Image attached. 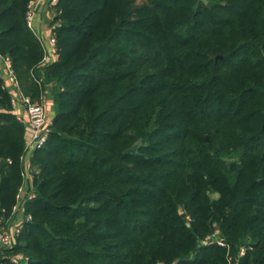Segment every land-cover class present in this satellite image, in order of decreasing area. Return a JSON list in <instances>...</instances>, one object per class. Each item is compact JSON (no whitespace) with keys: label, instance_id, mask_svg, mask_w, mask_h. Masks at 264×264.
<instances>
[{"label":"trees","instance_id":"trees-1","mask_svg":"<svg viewBox=\"0 0 264 264\" xmlns=\"http://www.w3.org/2000/svg\"><path fill=\"white\" fill-rule=\"evenodd\" d=\"M34 1L0 0V55L55 111L0 264H264V0H58L46 65ZM13 98L0 69L2 226L24 182Z\"/></svg>","mask_w":264,"mask_h":264},{"label":"built area","instance_id":"built-area-1","mask_svg":"<svg viewBox=\"0 0 264 264\" xmlns=\"http://www.w3.org/2000/svg\"><path fill=\"white\" fill-rule=\"evenodd\" d=\"M52 6L58 0H46ZM27 13V23L30 28H32V19L34 16V11L31 9ZM53 31V27L51 26ZM41 41V40H40ZM45 48V54L42 58V64H48L56 59L57 56V48H56V37L52 32V35L48 38V45L43 43ZM6 65V73L9 77V80L13 83L14 87L18 90V95L14 96L13 104L14 107L18 102H22L26 107L27 112V120H26V133H25V148L24 153L21 157L23 163V176L24 182L19 188L18 193V203H19V195L23 191V186L25 184V180L28 175L33 173L34 165L32 162L33 153L36 149L41 148L45 145L49 135V127L52 120L49 119L48 113L45 105V94H42L40 100H33L29 95H24L20 90V85L14 70L10 66V60L5 58ZM23 120L22 117H19ZM24 121V120H23ZM25 123V122H24ZM34 196L32 191V185L30 191L28 192L27 197L31 198ZM26 197V198H27ZM16 208V206H15ZM22 227V223L13 224L10 227L0 225V245L3 247L11 248L15 242V236L20 231ZM221 243V242H220ZM12 261L15 264H18L21 259H23V255L21 253L13 254L11 256Z\"/></svg>","mask_w":264,"mask_h":264},{"label":"crops","instance_id":"crops-1","mask_svg":"<svg viewBox=\"0 0 264 264\" xmlns=\"http://www.w3.org/2000/svg\"><path fill=\"white\" fill-rule=\"evenodd\" d=\"M31 6V9L34 11L31 29L42 43L48 45V38L50 35H52L53 32L51 29V22L53 19V6L46 0H35ZM6 65V59L0 55V69L2 77L5 81V85L11 91L13 96H17L19 92L14 87L13 83L9 80V77L6 73ZM43 94H45V105L47 107L48 117L50 120H52L55 111L53 98L48 88L45 89ZM15 112L19 117L23 118L26 124L27 112L26 107L22 102H18L17 105H15ZM31 185L32 177L31 174H29L27 179L25 180L23 191L19 195V203L16 205L14 216L7 227H10L13 224L21 223L25 219L26 215L24 212V200L26 199L28 192L30 191ZM0 248L4 249V247L1 245Z\"/></svg>","mask_w":264,"mask_h":264},{"label":"rangeland","instance_id":"rangeland-1","mask_svg":"<svg viewBox=\"0 0 264 264\" xmlns=\"http://www.w3.org/2000/svg\"><path fill=\"white\" fill-rule=\"evenodd\" d=\"M46 110H47V108H46ZM33 170H35V168H34ZM31 177H32V172H31ZM214 238H215V239H218V238H217V237H215V236H214Z\"/></svg>","mask_w":264,"mask_h":264}]
</instances>
